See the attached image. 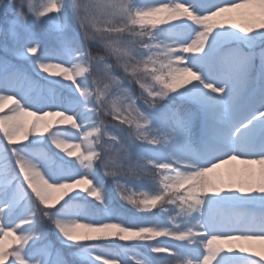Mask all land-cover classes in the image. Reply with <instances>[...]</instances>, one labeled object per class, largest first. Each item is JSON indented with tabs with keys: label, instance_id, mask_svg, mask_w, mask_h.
I'll return each mask as SVG.
<instances>
[{
	"label": "snow or ice",
	"instance_id": "6c2138e0",
	"mask_svg": "<svg viewBox=\"0 0 264 264\" xmlns=\"http://www.w3.org/2000/svg\"><path fill=\"white\" fill-rule=\"evenodd\" d=\"M0 264H264V0H0Z\"/></svg>",
	"mask_w": 264,
	"mask_h": 264
},
{
	"label": "rangeland",
	"instance_id": "374dc122",
	"mask_svg": "<svg viewBox=\"0 0 264 264\" xmlns=\"http://www.w3.org/2000/svg\"><path fill=\"white\" fill-rule=\"evenodd\" d=\"M140 251H143V249H140Z\"/></svg>",
	"mask_w": 264,
	"mask_h": 264
}]
</instances>
